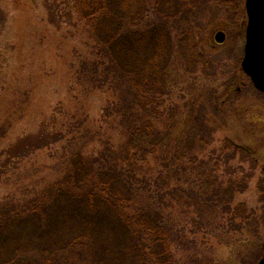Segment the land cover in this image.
Wrapping results in <instances>:
<instances>
[{"label":"rangeland","instance_id":"obj_1","mask_svg":"<svg viewBox=\"0 0 264 264\" xmlns=\"http://www.w3.org/2000/svg\"><path fill=\"white\" fill-rule=\"evenodd\" d=\"M224 1L154 0L162 12L171 14L168 7L177 2L182 10L170 19L181 46L171 57L157 125L166 129L173 113L174 141L198 115L210 129L202 150L192 144L198 160H185L187 181L174 176L169 188L157 192L163 183L157 177L168 170L154 155L144 164L148 184L142 200L172 226L177 264H254L264 253V92L241 65L245 0ZM219 30L226 33L223 42L216 40ZM188 37L194 52L187 48ZM103 61L75 0H0V205L26 201L60 179L77 150L97 156L106 146L123 145L126 133L114 108L118 92L104 82ZM225 138L250 147L257 161L234 148L223 150ZM206 176L217 180L221 192L233 183L222 196L231 198L230 209L225 200L212 204L215 199L194 195L202 191L194 181ZM237 181H243V190ZM65 257L69 264H97L76 251Z\"/></svg>","mask_w":264,"mask_h":264},{"label":"trees","instance_id":"obj_2","mask_svg":"<svg viewBox=\"0 0 264 264\" xmlns=\"http://www.w3.org/2000/svg\"><path fill=\"white\" fill-rule=\"evenodd\" d=\"M158 3L75 0L78 15L87 22L104 56V82L118 92L114 108L121 115L126 140L120 149L106 146L97 156L73 152L60 179L26 201L1 204L0 264H59L63 256V264H69L65 255L74 251L91 256L97 264H177L170 248L172 226L142 200V190L148 184L142 176L144 164L154 155L168 170L165 176L162 171L158 175L157 183L158 179L163 183H158L157 192L169 188L168 181L174 176L187 181L190 168L185 160H198L192 144L202 150L210 129L198 115L188 133L174 141L177 119L173 113L166 129L157 125L161 117L158 107L168 92L171 57L181 46L178 33H173L177 26L170 19L182 16L181 3L168 7L171 14L159 10ZM151 10L152 18L148 17ZM180 28L193 32L192 27ZM186 40L187 48L194 52L189 37ZM98 67L95 63L94 68ZM180 138H187L186 142L181 143ZM42 142L38 146L45 144ZM223 144V150L234 148L257 161L250 147L228 138ZM177 164L172 175L169 171ZM194 182L202 190L194 195L206 201L215 199L212 204L224 202L222 196L235 187L230 182L221 192L217 180L207 176ZM242 182L237 181L239 190L245 188ZM230 200L224 202L228 209Z\"/></svg>","mask_w":264,"mask_h":264},{"label":"water","instance_id":"obj_3","mask_svg":"<svg viewBox=\"0 0 264 264\" xmlns=\"http://www.w3.org/2000/svg\"><path fill=\"white\" fill-rule=\"evenodd\" d=\"M245 6L248 20L241 65L255 87L264 92V0H246ZM225 38V31H217L216 40L218 42H223ZM254 264H264V253Z\"/></svg>","mask_w":264,"mask_h":264}]
</instances>
